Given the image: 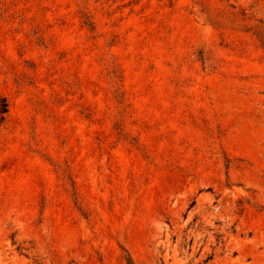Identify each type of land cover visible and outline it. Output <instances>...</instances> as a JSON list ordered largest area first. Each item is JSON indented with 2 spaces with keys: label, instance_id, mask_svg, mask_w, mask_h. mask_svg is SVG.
Listing matches in <instances>:
<instances>
[{
  "label": "rangeland",
  "instance_id": "obj_1",
  "mask_svg": "<svg viewBox=\"0 0 264 264\" xmlns=\"http://www.w3.org/2000/svg\"><path fill=\"white\" fill-rule=\"evenodd\" d=\"M0 264H264V0H0Z\"/></svg>",
  "mask_w": 264,
  "mask_h": 264
},
{
  "label": "trees",
  "instance_id": "obj_2",
  "mask_svg": "<svg viewBox=\"0 0 264 264\" xmlns=\"http://www.w3.org/2000/svg\"><path fill=\"white\" fill-rule=\"evenodd\" d=\"M8 111V105L7 102L4 100L3 106H2V113L5 114Z\"/></svg>",
  "mask_w": 264,
  "mask_h": 264
}]
</instances>
